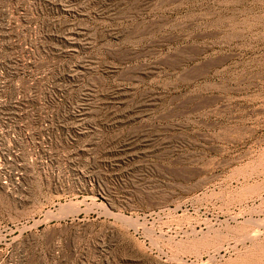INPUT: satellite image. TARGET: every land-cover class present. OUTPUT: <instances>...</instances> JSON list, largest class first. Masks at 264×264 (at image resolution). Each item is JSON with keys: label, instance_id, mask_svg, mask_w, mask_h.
<instances>
[{"label": "rangeland", "instance_id": "rangeland-1", "mask_svg": "<svg viewBox=\"0 0 264 264\" xmlns=\"http://www.w3.org/2000/svg\"><path fill=\"white\" fill-rule=\"evenodd\" d=\"M0 264H264V0H0Z\"/></svg>", "mask_w": 264, "mask_h": 264}, {"label": "built area", "instance_id": "built-area-1", "mask_svg": "<svg viewBox=\"0 0 264 264\" xmlns=\"http://www.w3.org/2000/svg\"><path fill=\"white\" fill-rule=\"evenodd\" d=\"M1 136H2V131H1V129H0V143H1V141H2Z\"/></svg>", "mask_w": 264, "mask_h": 264}]
</instances>
